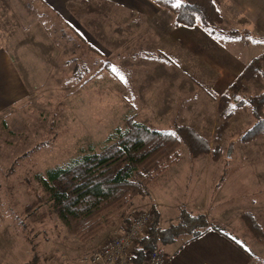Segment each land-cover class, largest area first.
<instances>
[{"label":"rangeland","instance_id":"374dc122","mask_svg":"<svg viewBox=\"0 0 264 264\" xmlns=\"http://www.w3.org/2000/svg\"><path fill=\"white\" fill-rule=\"evenodd\" d=\"M136 1L135 9L97 11L81 2L65 19L40 0H0V45L18 55L24 83L23 98L0 115V264H79L127 212L124 226L146 210L164 228L181 208L227 229L264 264V244L241 219L251 214L264 233V135L240 140L253 117L237 104L264 89V3L213 0L221 34L200 22L176 25L166 8ZM240 61L247 65L238 73ZM75 66L86 68L78 79ZM128 117L168 131L187 126L208 150L196 156L182 144L145 195L82 240L49 206L36 175L101 151Z\"/></svg>","mask_w":264,"mask_h":264},{"label":"trees","instance_id":"16d2710c","mask_svg":"<svg viewBox=\"0 0 264 264\" xmlns=\"http://www.w3.org/2000/svg\"><path fill=\"white\" fill-rule=\"evenodd\" d=\"M174 15L176 25L192 27L198 22L211 33L219 31L220 12L213 0H151ZM160 53V52H159ZM85 67L75 66L73 75H83ZM248 104L253 123L242 133L240 140L249 142L264 135V89L238 105ZM173 131L156 128L128 117L124 128L118 129L115 142L99 152H89L71 159L64 165L46 169L36 179L47 195L49 206L58 218L82 240L99 233L114 214L136 195H145L147 186L168 166L181 157L180 146L185 144L192 155L208 150L203 141H195V133L187 126L176 125ZM171 133H175L172 135ZM218 150L214 148V152ZM241 219L252 237L264 244V233L256 219L243 213ZM207 230H214L245 252L255 254L227 229L207 221L203 213L179 210L178 219L167 227L158 225L156 211L151 224L137 242L131 264H143L146 252L158 245L167 246L182 235L189 241Z\"/></svg>","mask_w":264,"mask_h":264},{"label":"crops","instance_id":"0c3cea01","mask_svg":"<svg viewBox=\"0 0 264 264\" xmlns=\"http://www.w3.org/2000/svg\"><path fill=\"white\" fill-rule=\"evenodd\" d=\"M47 8L56 13H60L62 18L69 19L70 8L75 4L84 2L92 10L111 9L119 10L121 5L135 9L136 0H40ZM152 2L151 0H148ZM248 3H257L264 0H247ZM153 3V2H152ZM250 8V7H249ZM69 11V12H68ZM252 7L249 9L251 14ZM255 11V10H254ZM264 12V10H263ZM251 18V16H250ZM32 26L41 27L36 17H32ZM233 31V30H232ZM231 31V32H232ZM12 48L0 45V115L5 113L9 106L21 100L24 96V83L19 76L17 67L18 55H13ZM245 62H239L240 69L238 73L247 65ZM245 65V66H244ZM128 213V212H127ZM126 213V214H127ZM125 217L114 223V227L109 233L98 240L96 246H99L108 236L124 228L122 224ZM172 248V254L168 255L167 264H260L255 258L249 257L245 252L231 243L228 239L214 230H207L202 235L189 240H178L169 245Z\"/></svg>","mask_w":264,"mask_h":264},{"label":"built area","instance_id":"2783aa9c","mask_svg":"<svg viewBox=\"0 0 264 264\" xmlns=\"http://www.w3.org/2000/svg\"><path fill=\"white\" fill-rule=\"evenodd\" d=\"M151 213L139 211L124 228L106 238L90 255L79 264H131L138 240L146 234ZM168 255L161 247L146 252L143 264H167Z\"/></svg>","mask_w":264,"mask_h":264},{"label":"snow or ice","instance_id":"6c2138e0","mask_svg":"<svg viewBox=\"0 0 264 264\" xmlns=\"http://www.w3.org/2000/svg\"><path fill=\"white\" fill-rule=\"evenodd\" d=\"M113 72L114 73H117V74H119V70L115 67V66H113ZM119 78L121 79V80H124V77H123V75L122 74H119ZM126 82V81H125ZM172 135H175V133H171Z\"/></svg>","mask_w":264,"mask_h":264}]
</instances>
